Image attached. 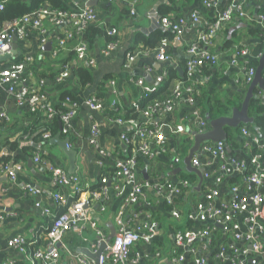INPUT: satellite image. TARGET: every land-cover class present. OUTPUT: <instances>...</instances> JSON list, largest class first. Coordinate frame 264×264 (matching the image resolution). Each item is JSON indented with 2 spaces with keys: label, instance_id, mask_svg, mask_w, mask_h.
I'll use <instances>...</instances> for the list:
<instances>
[{
  "label": "crops",
  "instance_id": "obj_1",
  "mask_svg": "<svg viewBox=\"0 0 264 264\" xmlns=\"http://www.w3.org/2000/svg\"><path fill=\"white\" fill-rule=\"evenodd\" d=\"M20 1L28 2V0ZM91 1L93 0H78L75 4L84 7L90 5ZM231 1L234 0H220L219 7H227ZM91 6L97 12V20L94 24L104 28L103 30L106 27H116L117 41H119L117 48L109 54L103 52L109 40L106 34L89 42V55L95 60L93 66L78 60L70 49L57 50L63 27L49 21L45 22V31L42 33L33 30L25 38L15 37L11 51L0 55V70L19 62L26 63L27 67L21 75L22 79L26 78L27 85L40 88L46 93L48 106L69 107L64 100V94L67 92L75 95L79 102L78 112L70 123L69 134L62 133V124L58 132L61 133L63 140H68L70 148L77 152L76 169L74 173H70L69 159L59 144L50 142L53 137L44 139L42 136L40 142H35L33 137L29 138L28 135L21 139L23 129L33 120L29 114V106L19 105L16 102L8 84L0 85V117H5L0 125V140L4 141L9 137L10 142L16 141L19 144L17 149L6 146L3 152L12 158L9 165H14V178L9 172L0 168V264H33L35 262L33 250L44 247L50 217L43 215L35 206L36 197L30 195L29 187L41 189L42 200L51 209H58L53 198L56 189L52 176L41 163L33 160L35 152H40L52 163L63 166L70 175H79L83 183L93 187L100 183L101 178V169L98 165L101 159L99 150L126 155L129 146L123 135H130L144 125H149L161 133L163 140L153 145V158L144 160L145 164L137 168L139 179L144 183L149 181L151 184L164 180L179 187L180 190L168 198L152 189H146L142 199L132 206L131 215L137 216L141 222L154 223L156 230L150 242L141 240L135 244L132 259H129L128 264H176L174 259L179 254H185L182 264H195L199 257H203L206 264H235L234 252L231 251L232 245L235 244L248 250L247 256L239 255V258L246 259V264H264L263 254L252 252L250 242L244 240L237 242L222 225L214 229L210 221H199L192 217L198 213L200 204H204L205 207H218L221 203L232 200L235 195L248 198L253 194L254 185L245 179L246 170L224 175L222 182L218 183L216 179L221 174L223 160L205 152L204 147L223 142L226 145L225 159L229 165L233 166L231 162L233 159L246 161L245 158L254 156L255 150L252 146L247 149L244 146L248 139L242 129L246 127L255 132L253 130L256 128L251 127L254 121L246 124L249 127L241 128L244 123L236 127L237 132L226 126V140L205 141L201 144L194 156L199 157L201 161L198 168L204 169L203 180L197 173L189 171L184 163L194 144V132L204 133L210 130L212 120L210 116L216 115L218 118L231 115L235 107L239 108L242 105L251 84L246 80V64H249L251 59L259 60L264 49V30L259 22V15L264 13V0H246L247 16L234 14L215 35L211 49L218 55V63L208 70L207 76L210 79L200 89L201 94L198 97L200 101L196 100L195 110L190 105L189 97L184 94L174 99L172 111L154 113L150 120L141 113L139 117L129 119L133 120L132 123L129 120H122L119 123L116 122L119 118L110 117H117L115 114L125 115L128 108L140 100L143 95V88L138 84L140 78H143L147 85L162 88L169 77L168 69L175 67L178 78L171 83L168 91L166 88V91L162 92V96L165 97L172 91L177 80L181 82L185 78V72L181 75L179 69L185 71L187 49L199 33L206 29V21L211 22L210 19H214L217 9L204 6L203 0H116L113 3L97 0ZM132 7H135L138 13L136 19L130 14ZM193 13L200 15L199 22L192 19ZM165 16L185 19L182 34L178 35L162 25L161 21ZM74 42L69 41V44L71 43L69 48L75 44ZM162 44L165 45L170 56V60L164 62L158 60L156 56L157 49ZM261 44L263 48L256 54L255 50ZM246 47L250 49L248 56L237 55L239 50ZM130 52L138 55L131 67L127 68L125 64ZM235 60L237 63L233 64ZM79 67L91 68L90 83L82 84L77 75ZM64 69H67L68 75L57 81L55 75ZM165 75L163 81H157L160 76ZM40 78L44 80V84L40 83ZM257 88L260 90L257 94L264 103V89ZM92 97L98 99L101 108L92 109L87 105L86 101ZM195 111L200 113L207 123L206 129L202 132L196 123ZM256 114L257 112L254 113ZM93 124L99 127L97 147L90 143ZM178 126H182L184 131L177 132ZM184 145H186L185 150ZM26 146H33L32 156L24 153ZM259 150L260 153H257L259 163L264 169V148L261 147ZM105 163L107 166L112 165L111 160H105ZM184 181L187 182L186 185L183 184ZM119 182L111 179L114 189L117 185L123 184L121 179ZM232 186H237L238 191L233 192ZM213 189H217V194L212 200L207 201V196ZM130 191L131 186H127L122 195H118L117 192L112 193L111 202L104 213L100 212L99 204L95 200H91L87 206V212L98 220L108 235L110 225L112 223L115 225L114 214L120 209L125 195ZM63 192L67 191L63 190ZM262 195V210L258 221L264 224V187ZM88 196L85 193L83 197L88 198ZM174 211L179 213V218L173 216ZM246 218L247 215L242 214L236 220L244 223ZM209 223L212 236L210 239L196 241L197 256L188 254L185 248L177 246L175 239L177 230H198L205 228L204 226ZM92 233V229L87 225L85 235L88 239H85L83 234L70 231L66 235V241L74 254L82 253L93 264H97L95 259L85 252V250L97 252H93L92 244L95 237ZM19 235L35 243L27 246L25 251L12 247L9 241ZM259 236L264 240V235ZM222 248L227 250V254L219 259L216 254ZM60 264L80 263L76 257L64 253Z\"/></svg>",
  "mask_w": 264,
  "mask_h": 264
},
{
  "label": "built area",
  "instance_id": "obj_2",
  "mask_svg": "<svg viewBox=\"0 0 264 264\" xmlns=\"http://www.w3.org/2000/svg\"><path fill=\"white\" fill-rule=\"evenodd\" d=\"M72 8L68 10H58L48 5L42 6L39 9L28 13L21 18L13 21H5L0 25V55L11 51L13 41L15 37L25 38L31 31H45V22L49 21L56 26L63 27L62 36L58 41L57 50L69 49V41L73 39L74 35L82 34L84 30L97 20V12L95 9L86 5L79 7L75 3L78 0H70ZM113 3L116 0H105ZM246 0H234L230 5L215 14L212 22L206 21V29L201 31L188 47L185 60V81H177L172 89V97L167 98L165 101L156 99L147 109L143 111V115L150 120L154 113L159 111H172L174 99L179 98L182 95H187L190 99V105L194 107L196 100L195 94L201 93V87L206 84L210 79L209 76L202 73V68L206 63L211 66H215L218 63V55L213 52L211 46L217 32L231 20L234 14L241 16H247L245 10ZM203 5L209 8H217L220 5V0H203ZM5 9L4 1L0 2V13ZM130 14L133 19L138 18V13L135 7H132ZM193 20L198 21L200 15L198 13L191 14ZM185 19L183 17H168L162 18V25L168 28L178 35L182 34ZM199 22V21H198ZM259 22L264 30V13L259 15ZM110 37H115L118 34L116 27H109L107 29ZM75 44L70 46V50L74 51L78 60L85 61L88 66H93L95 60L89 55V43L83 39H78ZM119 41L109 40L103 49L105 54H109L114 51L118 46ZM250 49L248 47L238 51L239 56H248ZM138 53H128V59L125 64L127 68H130L134 60L137 58ZM157 59L160 61L170 60V56L167 53L165 45H160L156 53ZM31 60V58L29 59ZM237 63V60L232 62ZM247 65V64H246ZM27 65L25 62H19L12 65L9 68L0 70V85L8 84L10 93L14 96V99L19 105L27 104L30 108L35 109L37 106L42 105L46 107L45 114L48 116V121H51L55 116H58L62 121V133L68 135L71 128L70 123L78 112L79 103L71 100L69 97L65 101L69 104L67 111H60L57 108L47 105V95L44 91L38 88H32L26 84V78L22 79V73L25 71ZM248 83H251L255 75V67L249 66L246 68ZM68 75L67 69L64 70L60 76L57 77V81H61ZM167 75V73H166ZM165 76H160L157 81L161 82ZM43 83V81H40ZM113 84V83H112ZM138 84L143 88V95L140 99L146 100L151 97L156 91L155 86L147 85L143 78L138 80ZM87 105L92 109L101 108V103L96 97H92L86 101ZM135 105V104H134ZM196 107H194V110ZM196 123L199 126L200 132L204 131L207 127L206 121L200 116V113L195 111ZM116 122L121 123L122 119L119 118ZM133 122V120H129ZM177 132H183L184 128L178 126ZM198 132V131H197ZM243 134L247 137L248 141L245 142L246 149L249 146L264 148V139L259 133L252 132L249 128L244 127L242 129ZM99 127L97 124H93L90 131V143L92 146H98ZM49 131L43 135L44 139L51 138ZM123 138L127 144H132V154L123 159L121 154L107 152L104 149L99 150L101 159L98 161V165L101 169V178L99 186L93 188L88 183H83L79 175H70L63 166L52 163L49 159L43 157L40 152H35L33 160L37 163H41L45 169L51 174L56 191L53 193V198L56 201L58 209L64 208L63 211L51 209L41 197V189L29 187L30 195L35 196V206L41 211L43 215L50 217V225L46 232V238L44 241V247H40L33 250V257L35 262L33 264H60L62 254H68L76 257L80 264H93L82 253L74 254L68 242L66 241V235L70 231L83 234L85 239H88L85 235V229L88 226L92 229V235L95 237L92 244L93 252L97 251L102 243L106 242L108 234L106 230L99 224L89 212H87V206H89L91 200H95L99 204V210L101 213L107 211L108 204L111 202L112 193L117 192L118 195H122L125 192L127 186H131V191L125 195L124 201L120 209L114 214V222L116 227V236L110 241L106 242V247L99 256V264H128L129 259H132L133 248L136 243L143 240L144 242H150L155 235L156 226L149 221L141 222L137 216L131 215L130 210L133 205L137 204L145 195L146 189H152L159 195H166L171 198L174 194L178 193L180 188L174 186L171 183L162 181H156L155 183L142 182L137 174V168L139 162L137 157L141 156L147 160H151L154 156L153 145L156 142L163 140V135L157 132L153 127L149 125L141 126L138 131L132 134L131 139L127 135H123ZM67 147L71 145L67 142ZM163 150L165 148L163 147ZM205 152L211 155L217 156L223 160V164L220 168V175L216 181L222 182L224 175H230L233 171L244 172L246 170V161L244 160H231L233 166L229 165L225 159L226 145L223 142L214 144H208L204 147ZM105 160H111L112 165L107 166ZM200 159L194 156L192 159L193 167L200 166ZM250 163L255 167V170L251 175H245V179L252 185H254V192L247 197H239L235 195L232 200L221 203L218 207H205L204 204L199 205V211L196 215L192 216L194 219L204 222H211L215 227L218 225L227 228V231L231 233L234 240L240 242L244 240L251 243V251L259 255L263 254L264 258V240H261L259 235H264V224L258 221V217L261 214V205L263 201L262 188L264 187V169L261 168L259 163V155L254 154L250 157ZM3 171L9 172L10 176L14 178V165L6 164ZM111 179L117 181L121 179L122 185L114 186L111 184ZM164 182V183H163ZM187 184L186 181L183 182ZM66 190L67 192H63ZM232 191L237 192V186H232ZM87 193L88 198L83 197ZM217 194V189H213L207 196V201L212 200L213 196ZM76 197V198H74ZM242 214H246L247 218L244 223L236 220V218ZM175 218H179L177 211L173 212ZM205 228H199L198 230H182L176 231L175 239L178 247L186 249V253L197 256L198 250L195 247V243L199 239H210L211 224L204 226ZM35 241H28L23 236H15L9 244L12 247L17 248L20 251H25L27 246L34 244ZM236 243V242H235ZM231 251L234 252L233 261L235 264H246L245 258H239V255L244 257L248 255L246 247L240 248L236 244L232 245ZM250 251V249H249ZM227 250L224 248L219 249L217 257L222 259L226 256ZM216 257V258H217ZM136 259H139L136 257ZM176 264H182L185 260V254H179L174 259ZM37 261V262H36ZM138 261V260H134ZM195 264H206V260L203 257L196 259Z\"/></svg>",
  "mask_w": 264,
  "mask_h": 264
},
{
  "label": "trees",
  "instance_id": "obj_3",
  "mask_svg": "<svg viewBox=\"0 0 264 264\" xmlns=\"http://www.w3.org/2000/svg\"><path fill=\"white\" fill-rule=\"evenodd\" d=\"M1 1H4L5 9L3 12L0 13V25L3 24L5 21H13L15 19L21 18L22 16H24L28 13H31V12H33V11H35V10L39 9L40 7L45 6V5H48L52 8L58 9V10H68L72 7L70 0H28V2H22L20 0H8V1L0 0V2ZM232 2L233 1H231L230 3H232ZM230 3H229V5H230ZM219 6L217 8H211V9H217V11H216V13H217L218 11H222L228 7V6L227 7L222 6V8H220ZM210 21L212 22L213 19H210ZM103 29L100 26L92 23L84 30V32L82 34L74 35L73 39H71L70 41H77L78 39H83L89 43V42H92L94 39L98 38L99 36H101L102 34H106L108 36L109 40H117L118 39L117 36L110 37L108 35V31H107L108 28L107 27L105 30H103ZM262 48H263V46L261 44V46H259L255 50L256 54H258ZM258 63H259V60L257 58L251 59V60H249V64H247L246 66L247 67H249V66L257 67ZM211 67H213V66L206 63V65H204L202 68V73L204 75H208V73H209L208 70ZM174 68L175 67H170L168 69L169 77H168V79H166L164 86L162 88L156 87L155 93L153 95H151L150 98H148L146 100H143V99L138 100L135 105H131L128 108L129 110L127 111V113L125 115L120 116L119 114H115L117 117L111 116L110 118H112V119L121 118L122 120L127 121L129 119L139 117V114L143 113V111L145 109H147V106L150 105L156 99L161 100V101H165L167 98L172 97V91H170V93L166 97L162 96V94H163L162 92L166 91L165 90L166 88L168 91L170 86L172 85L171 83L175 79L178 78V73H177L176 69H174ZM64 70H66V69H64ZM64 70L59 71L55 75V79H57V77L60 76V74ZM77 75L79 76L83 85L88 84L92 81V70L89 67H79L77 69ZM184 77L185 78L182 79L183 81L186 80V77H187L186 74ZM40 81H43V83H41V84H44V80L42 78H40ZM39 90H40V88H39ZM258 92H260V90L258 88H255L254 89V96L250 100L249 115H252L255 117V120L251 126L252 128H256L253 131H255L256 133H259L262 136V138L264 139V103H263L262 99L259 97V95L257 94ZM200 94L201 93L195 94V100L200 101V99L198 98L200 96ZM68 97L71 100L78 102L75 95H73L70 92H67L64 94V100ZM198 101H197V104H199ZM45 109H46V107H43L42 105L37 106L35 109H32L29 107V114L33 118V120L31 123H29V125L27 127H25L23 129V133L21 134V139L24 136L28 135L29 138L33 137L35 142H40V140H42V136L47 131L50 132L52 137H54L58 134V132L60 131V126L62 124L61 119L58 116H55L51 121H48V116L44 113ZM57 109L64 112V111L68 110V107H66V108L61 107V108H57ZM113 111H116V110L114 109ZM255 112H257L256 115H254ZM210 117H211V119L217 118L216 115H213ZM4 119H5V117H0V125H2V121ZM243 126H248V125L243 124L240 127L242 128ZM227 128L230 130H233L234 132H237V130H238V128H229V127H227ZM132 134L127 135V136L131 139ZM6 146H10L12 149H17L19 147V144L16 141L10 142L9 137L6 138L4 141L0 140V168L1 167L3 168L6 164H9L12 160L11 156L3 153ZM128 146H129L128 147V149H129L128 153L126 155L121 156L123 159H127L132 154V149H133L132 144L129 143ZM33 149H34L33 146H31V147L26 146V148L24 147V153L28 154L29 156H32L33 155V153H32ZM183 149L184 150L186 149V145L183 146ZM253 149L255 150L254 151L255 154L260 153L259 148H257L256 146L253 147ZM137 159L139 162V166L141 164H145L144 160L145 161L147 160L146 158L141 157V156H138ZM245 160L247 162V163H245L246 164V172L245 173L247 175H251L253 173V171L255 170V167L250 163V157L245 158ZM185 180H187V179H185ZM98 186L99 185H95V186H93V188H97ZM74 198H76V197H74ZM63 210H64V208H60V209H58V212L63 211Z\"/></svg>",
  "mask_w": 264,
  "mask_h": 264
},
{
  "label": "water",
  "instance_id": "obj_4",
  "mask_svg": "<svg viewBox=\"0 0 264 264\" xmlns=\"http://www.w3.org/2000/svg\"><path fill=\"white\" fill-rule=\"evenodd\" d=\"M97 2V0H93L90 3L91 5H94ZM180 74H183V70L179 69ZM260 87L264 89V49L262 56L259 58V64L256 69L255 76L249 86V89L247 91V94L242 102L241 107H235L233 109V112L231 115H223L218 118L212 119L211 122V129L204 132V133H197L194 132V144L189 150V153L184 159V163L186 164V167L189 171L197 173L200 178L203 180V173L204 169L193 167L192 165V159L200 147L201 144L205 141H220V140H226L227 139V132L225 131V127H239L241 124H247L252 123L254 121V117L249 115V105L250 100L254 96V89ZM210 119V117H209ZM50 142H55L59 144L65 154L67 155L69 159L70 164V173H74L76 169V159H77V152L74 149L67 147V139L61 138V133H58L56 136H54ZM31 163V161H30ZM116 227L112 223L110 225V233L107 237L106 242H110L115 236H116ZM106 242L102 243L101 247L97 250V252L92 253L90 251H86V254L90 257H93L95 259L96 263L99 264V256L103 252L104 248L106 247Z\"/></svg>",
  "mask_w": 264,
  "mask_h": 264
}]
</instances>
